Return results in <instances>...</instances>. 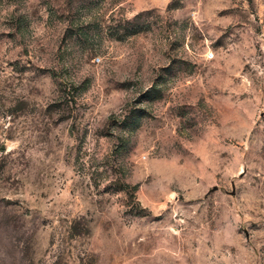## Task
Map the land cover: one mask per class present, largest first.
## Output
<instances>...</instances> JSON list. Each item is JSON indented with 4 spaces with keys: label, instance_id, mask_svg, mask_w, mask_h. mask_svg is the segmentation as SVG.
I'll list each match as a JSON object with an SVG mask.
<instances>
[{
    "label": "rangeland",
    "instance_id": "obj_1",
    "mask_svg": "<svg viewBox=\"0 0 264 264\" xmlns=\"http://www.w3.org/2000/svg\"><path fill=\"white\" fill-rule=\"evenodd\" d=\"M0 264H264V0H0Z\"/></svg>",
    "mask_w": 264,
    "mask_h": 264
}]
</instances>
